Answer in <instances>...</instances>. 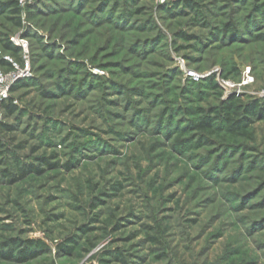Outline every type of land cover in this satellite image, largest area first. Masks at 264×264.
<instances>
[{
	"label": "rangeland",
	"instance_id": "374dc122",
	"mask_svg": "<svg viewBox=\"0 0 264 264\" xmlns=\"http://www.w3.org/2000/svg\"><path fill=\"white\" fill-rule=\"evenodd\" d=\"M0 72V264H264V0H0Z\"/></svg>",
	"mask_w": 264,
	"mask_h": 264
},
{
	"label": "trees",
	"instance_id": "16d2710c",
	"mask_svg": "<svg viewBox=\"0 0 264 264\" xmlns=\"http://www.w3.org/2000/svg\"><path fill=\"white\" fill-rule=\"evenodd\" d=\"M189 5L194 7L195 5L193 3L189 2ZM17 8H14V11ZM226 30H229V26L226 28ZM7 49L11 52V56L16 57L18 53L20 52V48L15 45L10 39L6 42ZM16 61V60H15ZM1 62L9 68H13L14 64L13 61L9 60H1ZM6 109H8L9 112L14 113L18 110L17 104L10 100L9 102H6L3 104ZM220 119H223L224 122L229 125L227 127L232 130L242 129L243 127L248 126V122H251L253 117L256 118H264V101L255 100L245 106L241 104H236L232 100H228L223 102L222 110L219 112V115L217 116ZM214 118L211 115H206L201 119L200 122H198L196 125L199 129L202 131H210L211 128L214 126ZM36 169L37 171H41L38 167H34L32 165L22 167V176H24L26 173L33 171ZM37 247H39L41 244L37 243ZM68 250L71 252L72 247H67Z\"/></svg>",
	"mask_w": 264,
	"mask_h": 264
},
{
	"label": "built area",
	"instance_id": "2783aa9c",
	"mask_svg": "<svg viewBox=\"0 0 264 264\" xmlns=\"http://www.w3.org/2000/svg\"><path fill=\"white\" fill-rule=\"evenodd\" d=\"M192 75H194L193 72H190ZM14 72H10L9 74H3L0 72V94L2 97H7V90L9 83L12 82V77H14Z\"/></svg>",
	"mask_w": 264,
	"mask_h": 264
}]
</instances>
